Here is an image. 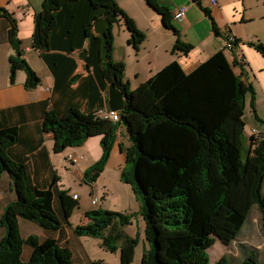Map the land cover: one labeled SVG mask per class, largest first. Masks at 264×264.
I'll return each instance as SVG.
<instances>
[{
    "label": "trees",
    "instance_id": "obj_1",
    "mask_svg": "<svg viewBox=\"0 0 264 264\" xmlns=\"http://www.w3.org/2000/svg\"><path fill=\"white\" fill-rule=\"evenodd\" d=\"M69 1L79 0L42 1V10L36 17L35 46H49L59 18L57 12L66 9ZM146 1L177 35L173 51L188 55L194 46L180 38L170 10L157 0ZM88 2L92 12L89 26L103 19L107 23L103 31L104 57L112 73L111 107L119 109L120 119L113 122L73 106L65 117L49 110L42 130L52 135L53 151L80 146L102 132V155L84 173V180L92 183L108 164L119 124L126 126L130 144L121 145L126 161L121 180L132 186L146 222L149 247L141 264H210L211 246L217 239L230 245L241 236L251 225L254 206L260 212L264 232V132L252 134L248 154L245 158L242 154L248 94L256 118L264 120L257 114L254 86L241 77L243 60L235 57L229 62L223 49L191 72L174 60L132 89L125 80V63L113 59L114 23L119 18L124 21L135 47L146 34L116 0ZM0 17L10 22L8 37L15 50L10 56L11 80L14 82L17 71L22 69L26 72L25 86L33 89L41 78L24 56L17 19L1 6ZM87 30V36L92 38L88 27ZM238 43L236 39L234 45ZM254 45L264 55V45ZM233 66H240L241 73H235ZM115 92L121 98L118 104ZM19 140L16 126H0V179L7 174L16 195L0 217V228L5 230L0 239V264H79L72 250L54 238L22 236L19 218L51 230L61 227L62 218L54 207L57 177L47 189L32 185L26 164L10 155V148ZM57 195L64 218L69 219L79 201L67 189ZM85 216L91 222L76 225L75 233L101 237L110 250L120 248L119 264H131L137 240L124 228L133 214L100 207L88 210ZM26 244L32 253L28 261H23ZM238 250L232 264H264V252L259 249L242 242ZM92 264L106 263L95 260ZM214 264H230L229 257L223 255Z\"/></svg>",
    "mask_w": 264,
    "mask_h": 264
},
{
    "label": "crops",
    "instance_id": "obj_2",
    "mask_svg": "<svg viewBox=\"0 0 264 264\" xmlns=\"http://www.w3.org/2000/svg\"><path fill=\"white\" fill-rule=\"evenodd\" d=\"M42 1L0 0V6L10 11L17 19L19 36L25 50L24 56L41 78L40 83L33 89H27L25 86L26 72L22 69L17 71L14 82L11 80L10 56L15 50L8 37L10 22L6 17H0V126L18 128L20 140L10 148V155L26 164L32 185L47 189L53 178L57 177V184L54 186L56 191L54 207L62 218L59 229L42 227L40 234L29 232L27 235L23 233L19 218L21 233L24 238L30 234H36L41 240L54 238L60 245L72 250L73 259L79 264H92L95 260L105 261L106 264H119L121 252L118 255L114 252L113 259H109V262L105 257L93 258L89 247L83 242V237L87 235H77L74 231L76 225L91 222L85 213L93 208L88 205L80 217V222H73L70 218H64L57 195L66 187L60 185L61 168L70 164L84 176V166L80 162L88 161L89 157L91 159L89 163L92 165L101 157L102 132L93 134L80 146H70L56 153L53 151L52 135L42 130L43 118L49 110H55L60 117H65L71 106L97 115H100V109L119 111L118 108L111 107L114 100L111 95L112 73L104 57L103 31L107 23L103 19L90 27L92 12L88 0L69 1L66 9L57 12L59 18L52 30L50 38L52 42L49 46H35L36 17L42 10ZM116 1L146 34L144 41L135 47L129 41L131 33L124 21L119 20L114 23L113 51L116 56L113 59L125 63V80L130 82L132 89L174 60H178L186 72H191L214 53L223 50L231 33L239 43L234 45L232 52L223 51L231 63L235 57L241 62L243 59L244 74L241 77L246 83L254 86L257 114L264 120V55L254 45L257 43L264 45V0H218L216 5L211 4L209 0H157L160 5L167 7L173 16L179 7L187 6L186 16L179 20L173 18V22L180 32V38L194 46L188 55L173 51L177 35L163 24L162 15L146 0ZM205 9H208L209 13ZM87 27L92 38L87 36ZM120 35H123V39H118ZM140 45H143L141 49ZM233 70L237 74L241 73L240 66H233ZM133 77L134 81H132ZM114 95L116 103H120L121 98L118 93L115 92ZM250 101L251 95L248 94L245 108L246 124ZM256 120L258 122L254 123L253 128L264 132V122L257 118ZM125 129L124 124H119L117 138L108 161L109 166L117 167L120 173L119 180L126 164L121 145L126 147L130 144ZM251 135L252 133L250 137ZM4 175L7 174H3L2 178ZM98 183L100 178L91 183L96 192L105 187L102 185L98 188ZM70 194L73 196L77 193L70 192ZM80 198H78V208L81 207ZM134 205L141 211L139 202L138 205ZM124 230L132 237L126 228ZM109 231L107 229L106 235ZM4 233L5 230L2 231V236ZM244 234L243 232L241 236ZM89 237L87 240L93 243L94 240L101 239L100 246H102L101 237ZM148 247L149 243L146 244L144 251ZM26 250L24 245L23 261H28L32 253L31 246Z\"/></svg>",
    "mask_w": 264,
    "mask_h": 264
},
{
    "label": "rangeland",
    "instance_id": "obj_3",
    "mask_svg": "<svg viewBox=\"0 0 264 264\" xmlns=\"http://www.w3.org/2000/svg\"><path fill=\"white\" fill-rule=\"evenodd\" d=\"M37 1L40 2L41 0H37ZM119 20L122 21L121 18H119ZM125 26L127 28L126 24ZM114 38H115V33H114ZM118 39H123V35H120ZM126 44H128V41H126ZM132 47L129 46V48ZM142 47L143 45H140V49ZM114 56H116V54L113 51V58ZM132 81H134V77L132 78ZM247 117H248V121L244 130L243 146H242V154L244 158L247 156L248 150L250 148V139H251L250 134L254 129L253 128L254 123L258 122L256 120L255 113L251 106L248 107ZM259 125L261 124L259 123ZM89 160L91 159L88 157V161L80 162V164L84 166V172L87 168L91 166ZM119 174L120 173H118L116 166L115 167L109 166L107 164L104 171L98 177L100 178V183H98V188H100L102 185H104L106 188L104 187L101 190L98 189V191L96 192V190L93 188V185L85 181L84 176L79 174L78 169L68 164V167H63L60 169V177H61L60 185L61 187H63L62 186L63 184L64 186H66L65 189L69 190L70 192H76L78 198L81 197L80 198L81 207L78 208L79 207L78 205L75 208H73L74 213H72L70 216V219L73 222L76 223L80 222V217L82 216L85 208L88 205H90L91 208L93 209H97L100 207H102L103 209H107L106 207H109L112 208L114 211H127L126 213L131 215L133 214L130 223H128L125 228L127 232H129L132 235V237L137 240L135 244L134 256L131 264H141L144 254V248L146 244L148 245L147 243L148 241L146 237V222L142 212L139 210L138 207H135L134 205V204L138 205L139 200L134 194L132 186L123 181L121 182V180H119L120 179ZM15 197H16L15 190L12 189V184H10V178L7 177V175H4L3 178L0 179V217L2 216L5 210V206L10 201L14 200ZM93 197L98 198V204H92ZM112 209H107V210H112ZM251 217H252L251 225L247 227V229L244 231L245 234L238 237L230 245H225L220 240L218 239L216 240V242L209 249L210 264H214L215 261L219 260L223 255H227L229 257V263L232 264V261H234L235 257L239 253L238 245L241 242H245L248 245L255 247L256 249H259L261 252H264V232L261 230L260 212L258 211L256 206H254L252 210ZM20 220L23 226L22 229L24 235H27L29 232H35L37 234H40L42 232V227L39 224L23 218H20ZM3 230H4L3 228H0V239ZM88 238L90 237L84 236L83 242L89 247L90 252L93 254V258L96 257L100 259L105 257L106 260L109 262V259L110 260L113 259L114 252H116V255H118L120 252L119 247L116 250L115 249L110 250L109 248H107L105 245L102 244V246H104L109 250L104 249L102 246H100V244L102 243L101 239L97 241L94 240L93 243L92 241H88L87 240ZM27 248L30 249V246L26 244L25 251H27L26 250ZM117 262H119V259L117 260Z\"/></svg>",
    "mask_w": 264,
    "mask_h": 264
},
{
    "label": "built area",
    "instance_id": "obj_4",
    "mask_svg": "<svg viewBox=\"0 0 264 264\" xmlns=\"http://www.w3.org/2000/svg\"><path fill=\"white\" fill-rule=\"evenodd\" d=\"M209 1L213 5H216L218 3V0H209ZM186 13H187V6L183 5V6L179 7L177 11H175L174 18L178 19V20L182 19L186 16ZM235 40H236L235 36L230 33L227 37V41H226L224 49L228 52H232ZM99 114L102 117L110 119L112 121H118L120 119L119 111L113 110V109H100ZM260 133H261V131H259L256 128H254L252 131V134H258L259 135ZM70 156L72 157V155H70ZM74 197L77 198L78 197L77 194H75ZM92 204H98V198L97 197L92 198Z\"/></svg>",
    "mask_w": 264,
    "mask_h": 264
},
{
    "label": "clouds",
    "instance_id": "obj_5",
    "mask_svg": "<svg viewBox=\"0 0 264 264\" xmlns=\"http://www.w3.org/2000/svg\"><path fill=\"white\" fill-rule=\"evenodd\" d=\"M114 122H115V121H114ZM74 195H75V194H74ZM74 195H73V196H74ZM74 198H75V197H74ZM77 198H78V197H77ZM77 198H75V199H77Z\"/></svg>",
    "mask_w": 264,
    "mask_h": 264
}]
</instances>
